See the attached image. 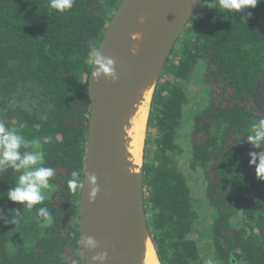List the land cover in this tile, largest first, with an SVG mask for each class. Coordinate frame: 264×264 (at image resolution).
<instances>
[{"label": "trees", "instance_id": "trees-1", "mask_svg": "<svg viewBox=\"0 0 264 264\" xmlns=\"http://www.w3.org/2000/svg\"><path fill=\"white\" fill-rule=\"evenodd\" d=\"M121 0H75L63 13L50 0H0V122L40 144L55 169L47 199L29 210L7 197L20 173L0 171V264H67L66 248L81 254L80 189L68 180L82 171L89 117L90 46L97 48ZM248 13H251L250 15ZM197 66L204 105L191 117L189 167L201 175L214 216L213 260L264 264V181L256 176L247 139L264 118V0L228 11L205 0L186 24L161 70L144 142L142 172L147 228L160 264H206L191 234L201 218L175 156L184 119L186 83ZM258 163V161H257ZM46 207L52 223L38 219ZM19 211L17 223L10 221ZM42 219V218H41Z\"/></svg>", "mask_w": 264, "mask_h": 264}, {"label": "water", "instance_id": "water-1", "mask_svg": "<svg viewBox=\"0 0 264 264\" xmlns=\"http://www.w3.org/2000/svg\"><path fill=\"white\" fill-rule=\"evenodd\" d=\"M205 0H121L113 12L97 49L114 60L117 80H97L91 64L87 80L89 117L78 210V233L93 237L98 244L89 251L80 243L85 264H94L93 255L106 253L103 264H138L148 239L141 149L140 168H125L121 134L127 113L133 110V95L144 87L151 99L161 70L186 24ZM145 12L144 39L133 53V25ZM146 123L144 132L146 131ZM95 174L100 191L89 200L87 176ZM156 255V253H155ZM157 258V256H156ZM158 260V259H157ZM99 264V262H96ZM160 264V263H159Z\"/></svg>", "mask_w": 264, "mask_h": 264}, {"label": "clouds", "instance_id": "clouds-1", "mask_svg": "<svg viewBox=\"0 0 264 264\" xmlns=\"http://www.w3.org/2000/svg\"><path fill=\"white\" fill-rule=\"evenodd\" d=\"M260 2L261 0H218L219 6L230 12L254 9ZM74 3L75 0H50V7L63 13L70 11ZM136 38H140L139 33L136 34ZM133 52H135V49H133ZM88 59L93 66H98L92 72L97 80L102 77L110 78L113 82L117 80L114 68L115 62L112 58L104 56L95 46H90ZM247 139L255 148L264 147V118L259 119L253 125L252 134L248 135ZM30 146V142L24 136L0 122V171L12 168L15 172L20 173L16 186L9 189L7 197L10 201L23 205L24 208L29 210L44 203L47 199V193L44 190L50 189V180L56 175L54 168L44 165V155L39 150V143H35V150L33 151H21L22 148L27 149ZM250 155L252 156L250 163L256 166L257 178L264 181V151L250 153ZM87 180L90 188L89 200L94 202L100 191L97 177L95 174L88 175ZM67 184L73 192L84 186L78 171L72 172L71 179L68 180ZM37 216L43 222V225L52 223L53 217L46 207H39ZM19 217L20 213L17 211L10 223H17ZM80 243L89 251H94L98 247L95 239L90 236L87 238L81 237ZM106 255V253L93 255L92 261L94 264L96 262L103 264Z\"/></svg>", "mask_w": 264, "mask_h": 264}, {"label": "rangeland", "instance_id": "rangeland-1", "mask_svg": "<svg viewBox=\"0 0 264 264\" xmlns=\"http://www.w3.org/2000/svg\"><path fill=\"white\" fill-rule=\"evenodd\" d=\"M201 72L202 67L197 66L190 78V81L185 85L187 99L184 105V119L177 136V141L181 145L183 152L175 156L174 159L176 161L179 172L184 174V176L186 177L188 187L190 188L193 198L198 202V210L201 214V218L195 225L191 236L196 242L199 248V252L205 259L206 264H220L213 260V245L211 234L209 232L214 212L204 200V188L200 173L198 171H192L189 167L190 152L187 148L191 131V117L200 108H198V106L205 104L204 95L206 93L203 89V85L200 82ZM142 129H144V126L141 127V130ZM145 136L146 131L144 132L143 141H145ZM63 259L67 264L80 263L77 251H73L69 247L64 251Z\"/></svg>", "mask_w": 264, "mask_h": 264}, {"label": "bare ground", "instance_id": "bare-ground-1", "mask_svg": "<svg viewBox=\"0 0 264 264\" xmlns=\"http://www.w3.org/2000/svg\"><path fill=\"white\" fill-rule=\"evenodd\" d=\"M145 12H142V16L136 19L133 25L132 39H133V49H135L134 54L138 53L141 43L144 39L145 32L143 30L144 21H145ZM143 18V20H141ZM140 34V38H136V34ZM147 90L146 87L139 89L133 95L136 99V103L133 107V110L127 113V122L124 132L121 134L122 138V156L125 162V168L129 171H136L140 168V159H141V149L144 139V129L141 130V127L145 128V118H147V109H148V93L143 91ZM138 264H159L154 250L148 239L145 240V243L142 246L140 258Z\"/></svg>", "mask_w": 264, "mask_h": 264}]
</instances>
